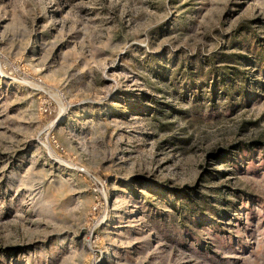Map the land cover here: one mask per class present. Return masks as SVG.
Wrapping results in <instances>:
<instances>
[{
  "label": "rangeland",
  "instance_id": "obj_1",
  "mask_svg": "<svg viewBox=\"0 0 264 264\" xmlns=\"http://www.w3.org/2000/svg\"><path fill=\"white\" fill-rule=\"evenodd\" d=\"M0 264H264V0H0Z\"/></svg>",
  "mask_w": 264,
  "mask_h": 264
},
{
  "label": "bare ground",
  "instance_id": "obj_2",
  "mask_svg": "<svg viewBox=\"0 0 264 264\" xmlns=\"http://www.w3.org/2000/svg\"><path fill=\"white\" fill-rule=\"evenodd\" d=\"M68 110V107H66L65 105H61V108H60V113H61V117H63L64 116V114H65V112ZM61 117H59V118H61ZM59 118L58 119H56V121H55V123L57 124V122L59 121ZM53 127H54V123H51L50 125H49V127L46 129L47 130V133L51 130V129H53Z\"/></svg>",
  "mask_w": 264,
  "mask_h": 264
}]
</instances>
